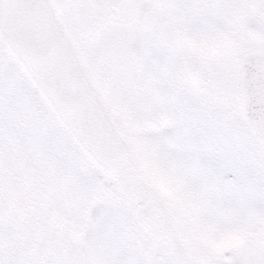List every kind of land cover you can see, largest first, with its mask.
<instances>
[{"label": "snow or ice", "instance_id": "6c2138e0", "mask_svg": "<svg viewBox=\"0 0 264 264\" xmlns=\"http://www.w3.org/2000/svg\"><path fill=\"white\" fill-rule=\"evenodd\" d=\"M0 264H264V0H0Z\"/></svg>", "mask_w": 264, "mask_h": 264}]
</instances>
